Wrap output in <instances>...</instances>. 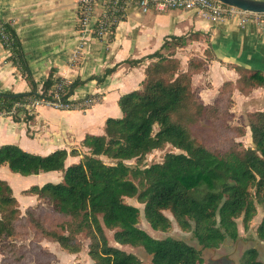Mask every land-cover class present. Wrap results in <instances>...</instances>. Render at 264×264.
I'll return each mask as SVG.
<instances>
[{
	"label": "trees",
	"instance_id": "1",
	"mask_svg": "<svg viewBox=\"0 0 264 264\" xmlns=\"http://www.w3.org/2000/svg\"><path fill=\"white\" fill-rule=\"evenodd\" d=\"M121 19L123 13L119 14ZM115 25L109 26L108 40ZM0 33L5 37L0 42L10 53L9 60L30 86L27 92H0V114L27 126L34 121L36 105L85 110L93 103H78L94 96L72 100L76 89L89 81L104 83L121 64L136 67L149 61L139 87L118 99L121 116L107 118L103 134L85 135L80 149L40 156L16 145L0 147V166L7 165L12 173H62L57 183L31 186L24 191L42 199L46 208L28 207L23 213L11 188L0 180L1 264H51L53 255L41 248L42 240L56 243L68 254H79L82 245L76 236L82 233L89 239L87 257L91 264H141L135 255L109 245L104 228L115 230V243L142 248L151 264H203V250L217 249L226 238L238 239V219L247 228L257 206L264 211V110L248 112L245 126L226 122L234 90L248 95L264 87L263 72L235 66L236 82H224L215 101L203 104L192 88V77L203 72L214 57L208 46L205 59L191 58L183 71L176 49L206 39L189 34L171 36L153 54L126 60L86 80L68 81L51 70L38 84L15 30L1 19ZM198 130L218 142L219 138H227L229 143L223 150L212 148L197 139ZM247 131L251 147L241 148L234 139ZM165 145L178 153H166L161 162L140 166L147 154ZM68 156L79 160L65 166ZM130 160L135 161V166L126 163ZM126 198L143 205V217L151 230L169 229L170 220L164 214L168 212L181 230L191 233L200 248L179 239L150 236L137 226L140 210L126 203ZM256 231L264 241V214ZM240 264L263 263L258 261L257 251L249 249Z\"/></svg>",
	"mask_w": 264,
	"mask_h": 264
},
{
	"label": "crops",
	"instance_id": "2",
	"mask_svg": "<svg viewBox=\"0 0 264 264\" xmlns=\"http://www.w3.org/2000/svg\"><path fill=\"white\" fill-rule=\"evenodd\" d=\"M96 13H100V10L97 9ZM0 19L15 30L32 77L38 84L46 79L51 70L56 76L68 81L77 78L86 80L92 75H101L104 69L126 60H139L153 54L171 36L189 34L206 36L207 42L204 39L192 41L179 50H197L201 54L197 45L203 47L202 50L210 46V53L214 57L203 72L192 77V88L197 91L203 104L215 101L224 82H236L238 74L235 66L264 73V25L254 21L241 24L237 17L212 22L206 15L194 11L151 10L142 13L130 6L125 8L123 19L116 23L109 40L108 37H95L91 28H77L78 0H0ZM9 56L10 53L0 42V92L29 91L30 86L9 60ZM187 59L185 56L182 61L184 69L187 67ZM148 63L145 60L136 67L121 64L104 83L98 85L95 81H89L76 89L70 98L72 100H79L87 95L98 98L85 110H58L37 106L34 121L29 126L23 121L14 122L10 116L0 114V147L16 145L23 151L40 156L56 150L69 152L74 148L80 149L85 135L103 134L105 120L121 116L118 99L139 87ZM232 100L233 104L241 105L240 114L244 109L255 106L264 110V87L254 89L248 95H241L234 90ZM232 113H235L236 118L234 108H231ZM232 124L242 125L234 121ZM78 160L79 157L68 156L65 166L77 163ZM10 173L12 172L7 165L0 166V180L11 188L21 213L28 207L46 208L42 199L24 193L25 190L31 186L57 183L62 179L61 172L30 175L29 179L39 180L40 185L16 190L9 184L10 179L17 180ZM21 195L27 196V199L20 198ZM56 245L46 240L40 242L41 248L53 255L51 264L60 257H72L79 263L77 259L81 252L68 254L57 245L68 254L65 255ZM84 253L88 259L87 250ZM3 258L4 254L1 252L0 264ZM88 261L91 264L89 259Z\"/></svg>",
	"mask_w": 264,
	"mask_h": 264
},
{
	"label": "rangeland",
	"instance_id": "3",
	"mask_svg": "<svg viewBox=\"0 0 264 264\" xmlns=\"http://www.w3.org/2000/svg\"><path fill=\"white\" fill-rule=\"evenodd\" d=\"M201 40L200 39L196 40V42L201 41ZM191 43L192 42H188V44H191ZM197 48L201 49V51H202L201 54H199L200 51H197V50L192 51L191 49L190 50L176 49L175 56L180 61V66H181V69L183 71L186 70V68H187L186 67L184 69V66L182 65V61L184 60L185 56L188 58L187 62L191 58H194V59L204 58L205 59L204 52H205L207 47L202 50L203 47H201L200 45H197ZM190 53H195L196 55L190 56L189 55ZM89 100H90L89 102L83 101L81 103H78V105L88 106L91 103H94L95 101H97L98 98H93V99H89ZM37 106H42V105H36L35 108ZM43 106L51 107L49 105H43ZM232 108H234L236 110L237 117L235 118V113L229 114L228 119L226 120V122L229 125H234V124H232V122L234 121L235 123H241L242 126H245L247 124V119L245 118V115L248 113V111L253 112V111L259 110L258 106L250 107V108L244 109L242 114H240V110L242 108H241V105L239 103L233 104ZM21 116H22V114H21ZM233 118H235V119L233 120ZM197 139L202 140L203 142L205 141L212 148L218 147L221 150L225 149L229 143L227 138H222V139L219 138V142H220L219 143L216 140V138H214L212 136H208L200 130H198ZM234 140L236 142L237 141L240 142L241 148L251 147V140H250L249 132L246 135L242 136L241 138H235ZM169 152L178 153L177 150L173 149L172 147H170L168 145H165L162 149L154 150V151L150 152L149 154H147L144 157L143 161L141 162L140 166H148V165H151L154 163L161 162L163 159V156ZM126 163L131 165V166H135L134 160H130ZM10 174L15 176V178L17 179V180L10 179V181H9L10 182L9 184L13 185L14 189H16V190L26 188L30 185H40V183H41L37 179H29L30 176L23 177V176L13 174V173H10ZM251 192H252V190H251ZM19 197L27 199V196L25 197L24 195H21ZM124 200L126 203L131 204L133 206H136L140 210L139 222H138L137 226L140 229L146 231L153 238L163 239V238L169 237L172 239H179V240H183V241L187 242L188 244L194 246L197 249L200 248L196 244L194 239L192 238L191 233L181 230L168 212H164V214L170 220L169 229L166 232L153 231L147 225V223L143 217V213H142L143 205L139 204L135 199L126 198ZM263 214H264V211L260 207L257 206L256 214L252 218V220L248 223L247 228L243 227L241 218L238 219L236 221L238 234H239L238 239L235 241H232V240L226 238L223 241V243L217 249L203 250L202 251L203 264H240L242 261V257L244 255V253L249 249H255L258 253V261H260L264 264V241H261L257 237V231H256L257 226H258ZM114 231L115 230H108V229L104 228V233L106 235V238H107L109 245L117 247L126 253H130V254L135 255L140 260L141 264H151L150 256L147 255L142 248L131 247L129 245H119V244L115 243L113 241ZM76 238L80 242V244L82 245L81 253L77 259V260H79L78 261L79 263H76L77 262L76 259H74L72 257H67L65 259L60 257L56 262H54L52 264H89V261H88L89 258L87 259L86 255L84 253L87 250V245L89 244V239L86 237V235L84 233L78 234L76 236ZM56 247L58 248V250L62 254L68 255L65 252H63L57 245H56ZM1 252L2 251H1V247H0V254H1Z\"/></svg>",
	"mask_w": 264,
	"mask_h": 264
},
{
	"label": "built area",
	"instance_id": "4",
	"mask_svg": "<svg viewBox=\"0 0 264 264\" xmlns=\"http://www.w3.org/2000/svg\"><path fill=\"white\" fill-rule=\"evenodd\" d=\"M134 6L140 12L151 10L194 11L206 15L212 22H220L226 18L237 17L241 24L254 21L264 25V13H248L225 6L216 0H78L80 15L77 23L80 30L92 29L97 38L108 37L109 26L119 21V14L127 7ZM99 9L100 13H96ZM0 39L5 38L0 33ZM86 100L85 102H89ZM53 107V106H51ZM53 108L56 109L54 106Z\"/></svg>",
	"mask_w": 264,
	"mask_h": 264
},
{
	"label": "water",
	"instance_id": "5",
	"mask_svg": "<svg viewBox=\"0 0 264 264\" xmlns=\"http://www.w3.org/2000/svg\"><path fill=\"white\" fill-rule=\"evenodd\" d=\"M221 4L248 13H264V0H216Z\"/></svg>",
	"mask_w": 264,
	"mask_h": 264
}]
</instances>
